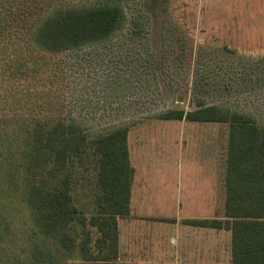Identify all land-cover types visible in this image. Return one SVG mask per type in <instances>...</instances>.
Masks as SVG:
<instances>
[{"label":"rangeland","instance_id":"rangeland-1","mask_svg":"<svg viewBox=\"0 0 264 264\" xmlns=\"http://www.w3.org/2000/svg\"><path fill=\"white\" fill-rule=\"evenodd\" d=\"M7 1L17 13L0 33V138H10L5 142L21 124L53 111L91 140L120 127L133 132L150 127L156 158L178 155L184 169L185 158L200 153L198 148L192 154L198 142L188 134L182 140L181 131L192 125L184 120L161 124V114L216 106L264 127V0H27L24 17L23 0ZM110 3L121 7L125 23L106 43L55 54L30 39L37 17L55 8ZM228 127L222 123L217 129L220 165ZM95 161L90 149L73 170L74 202L85 213L92 211ZM177 189L183 195L184 187ZM0 202L15 228L0 264H28L26 206L19 199Z\"/></svg>","mask_w":264,"mask_h":264},{"label":"trees","instance_id":"trees-1","mask_svg":"<svg viewBox=\"0 0 264 264\" xmlns=\"http://www.w3.org/2000/svg\"><path fill=\"white\" fill-rule=\"evenodd\" d=\"M19 4L24 17L30 5L27 0ZM16 13L7 0H0V33ZM37 19L38 25L29 34L31 41L57 54L106 43L124 25L125 14L117 3H110L55 8ZM52 113L18 126L9 142L5 138H10H0V200L9 204L19 199L26 206L29 225L23 234L30 250L28 264H122L118 262L117 219L128 214L133 175L128 128L91 140L78 126ZM159 117L228 124L223 220L187 223L230 232L231 258L225 264H264V127L248 115L216 106L200 105L190 112L170 110ZM90 149L96 160V188L91 193L92 211L85 213L74 202L73 170L90 156ZM2 206L0 202V256L15 230L7 223L10 217L5 218Z\"/></svg>","mask_w":264,"mask_h":264},{"label":"crops","instance_id":"crops-1","mask_svg":"<svg viewBox=\"0 0 264 264\" xmlns=\"http://www.w3.org/2000/svg\"><path fill=\"white\" fill-rule=\"evenodd\" d=\"M174 121L163 120L161 124ZM188 123L192 126L184 127L189 131H181L182 140L188 134L198 142L192 154L198 148L200 153L187 156L184 169L178 155L173 159L156 158L157 154L150 149V127L141 126L136 132L128 129L126 142L133 175L128 214L117 219L119 263L225 264L230 261L228 230L187 223L223 220L224 162L220 165L217 131L222 123L185 122ZM181 124L178 123L179 128ZM226 137L224 134V142ZM186 147L187 143H182V148ZM179 184L184 187L183 195L178 192ZM181 208L184 215L180 214Z\"/></svg>","mask_w":264,"mask_h":264}]
</instances>
